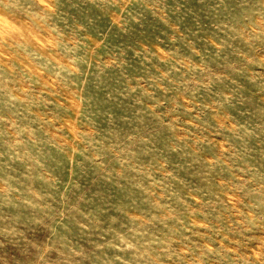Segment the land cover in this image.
Here are the masks:
<instances>
[{
  "label": "rangeland",
  "instance_id": "374dc122",
  "mask_svg": "<svg viewBox=\"0 0 264 264\" xmlns=\"http://www.w3.org/2000/svg\"><path fill=\"white\" fill-rule=\"evenodd\" d=\"M0 264H264V0H0Z\"/></svg>",
  "mask_w": 264,
  "mask_h": 264
}]
</instances>
